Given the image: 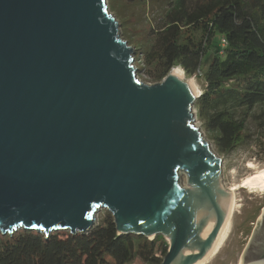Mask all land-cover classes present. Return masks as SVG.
Here are the masks:
<instances>
[{
    "label": "water",
    "instance_id": "obj_1",
    "mask_svg": "<svg viewBox=\"0 0 264 264\" xmlns=\"http://www.w3.org/2000/svg\"><path fill=\"white\" fill-rule=\"evenodd\" d=\"M134 53L106 0H0V234H86L105 209L118 235L161 236V264L210 254L231 197L200 93L141 82Z\"/></svg>",
    "mask_w": 264,
    "mask_h": 264
},
{
    "label": "trees",
    "instance_id": "obj_2",
    "mask_svg": "<svg viewBox=\"0 0 264 264\" xmlns=\"http://www.w3.org/2000/svg\"><path fill=\"white\" fill-rule=\"evenodd\" d=\"M108 3L120 23L146 28L147 40L132 48L149 83L161 82L173 68L202 81L194 110L219 153L248 141V120L264 129V0ZM256 107L261 109L253 113ZM166 253L161 236L118 235L109 212L86 234H0V264H161Z\"/></svg>",
    "mask_w": 264,
    "mask_h": 264
},
{
    "label": "rangeland",
    "instance_id": "obj_3",
    "mask_svg": "<svg viewBox=\"0 0 264 264\" xmlns=\"http://www.w3.org/2000/svg\"><path fill=\"white\" fill-rule=\"evenodd\" d=\"M108 2L109 0H106L107 6H109ZM110 13L115 17L112 12ZM116 20L119 25V34L122 39L124 37L123 40L129 46L132 47L134 42L140 44L147 40V30L144 26L139 24L135 25L132 21L128 24H122L117 18ZM128 37L129 39H127ZM133 57L138 79L143 83L155 84L149 83L148 78L145 76V68L142 65H137V62L135 61V57H137L136 52ZM182 74L184 80L193 81L201 94L202 81L195 77L187 78L183 71ZM260 109L261 107H256L253 110V113H258ZM194 116V125L199 128L202 137L208 143L210 150L222 160L221 186L223 190L227 191L238 186L242 180L252 175L253 172L264 169V137L262 138V141H259V138L262 137L261 135L264 134V129H260L254 121L248 120L247 122L246 133L250 136L248 141L230 153L221 154L216 150L213 142L207 137L202 123L196 117L195 110ZM248 165L253 166L255 170L251 171L248 168ZM180 183L182 186L187 185L185 176L181 177ZM105 212H107L105 209L99 210L96 214V223ZM229 214L230 216L227 225L217 241L219 244L211 253L212 255H210L203 264H242V251L246 246L251 245L255 230L258 229L259 223L263 222L264 193L250 192L249 189L245 188L235 190L233 206L231 212L229 206ZM132 264L145 263L137 259Z\"/></svg>",
    "mask_w": 264,
    "mask_h": 264
},
{
    "label": "bare ground",
    "instance_id": "obj_4",
    "mask_svg": "<svg viewBox=\"0 0 264 264\" xmlns=\"http://www.w3.org/2000/svg\"><path fill=\"white\" fill-rule=\"evenodd\" d=\"M171 72L175 76H177V77L181 78L182 80H184L181 69H179V68H173L171 70ZM187 82L190 85V87L192 88V90L195 92V94H199V91L196 88V86L193 83V81L188 80ZM248 168L251 171H254L255 170V168L253 166H251V165H248ZM239 188L249 189L250 192H255V193L256 192H260V193H264V169L259 170V171H256V172H253L252 175H250L246 179L242 180V182L238 186H235V187L227 190L228 193H229V195H230V197H231V201H230V212H231V209H232V206H233L234 192H235V190H237ZM228 216H230V214ZM227 222H228V220H227ZM226 225H227V223L224 224V226H223L222 230L220 231L219 236H218V238H217V240L215 242V245L213 246V249L211 250L210 254L207 256V258H209V256L212 255L211 253L214 251V249L216 248V246L219 244L217 241L221 237V235H222V233H223ZM205 260L199 262L198 264H203L205 262Z\"/></svg>",
    "mask_w": 264,
    "mask_h": 264
},
{
    "label": "flooded vegetation",
    "instance_id": "obj_5",
    "mask_svg": "<svg viewBox=\"0 0 264 264\" xmlns=\"http://www.w3.org/2000/svg\"><path fill=\"white\" fill-rule=\"evenodd\" d=\"M252 241L251 245L246 246L242 251L245 264L264 259V218L263 222L259 223L258 229L255 230Z\"/></svg>",
    "mask_w": 264,
    "mask_h": 264
},
{
    "label": "built area",
    "instance_id": "obj_6",
    "mask_svg": "<svg viewBox=\"0 0 264 264\" xmlns=\"http://www.w3.org/2000/svg\"><path fill=\"white\" fill-rule=\"evenodd\" d=\"M225 45V43H224V41H222V46H224Z\"/></svg>",
    "mask_w": 264,
    "mask_h": 264
}]
</instances>
